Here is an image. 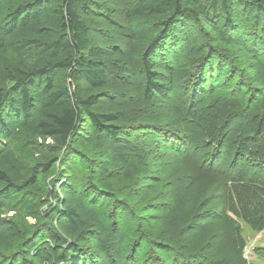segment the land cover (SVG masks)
Masks as SVG:
<instances>
[{"label":"rangeland","instance_id":"obj_1","mask_svg":"<svg viewBox=\"0 0 264 264\" xmlns=\"http://www.w3.org/2000/svg\"><path fill=\"white\" fill-rule=\"evenodd\" d=\"M200 1L208 6L209 0ZM25 2L0 0V24H7L10 14ZM51 3L41 13L43 25H29L28 31L17 26L19 30L17 28L15 32H19L8 36L7 54L0 60V92L6 93L5 100L0 104V148L9 146V150L20 157H29L24 148L30 146V143L16 135L13 127L28 122L20 116L21 97L19 93L13 92L11 75L16 67L26 68V65L19 62L17 56L18 44L23 34L33 37L38 31L48 30L52 36H59L61 27L56 21L54 9L58 8L60 0H53ZM95 3L100 4V11L95 10ZM135 6V0H87L88 12L82 15L89 26L92 42L117 52L127 54L132 48L130 38L120 32L119 26H129L138 33L133 67L124 64L120 73L107 70V83L93 91L85 81H82L84 94L95 92L100 95L95 109L123 113L117 120L121 130L118 132L117 140H111L104 134H100V138H95L90 128L84 126L78 138L74 142L70 140L63 147L59 161L54 163L47 176L41 177L47 202L36 213L37 221L31 216L27 217L30 224L37 222L35 226L30 227L29 234L25 236L19 230L15 219L9 218L13 215L12 211L2 214L7 221H0V242L3 241L0 245V264H53L59 247L56 245H63V242H57L53 236L54 232H58L56 227L58 214L53 212V207H56L55 205L61 207L64 204H81L92 212L95 218L99 216L102 221L98 227L92 218L85 216L82 218V231L76 241L80 250L75 254L82 255L81 260H76L80 261L79 264L86 260V264H148L150 263L148 259L154 255L152 250L155 251L157 245L161 248H157L156 253L163 258L166 251L163 250V245L167 243L165 234L171 230L162 227V219L165 215L171 214L175 205L179 208L183 204L188 187L195 178L191 180L193 172L189 167L186 169L185 164L181 165L187 172L184 176L177 172L173 173L172 165L177 164L176 160L181 155L182 142L171 133L176 131L182 135L181 124L173 116L167 119L161 115L165 113L167 107L191 106L192 100L194 103L203 104L218 93H225L224 97L228 98L229 102H235L239 98V93L246 94L247 98L249 95L257 97L258 92L250 91L251 87L246 81L244 59L237 56L235 49L217 41L215 35L202 24L180 20L173 35L167 40L169 47L166 49L162 47L152 58L156 71L164 77V81L172 83L169 96L163 98L156 94L152 99H143L140 53L161 33L164 19L163 16L157 15L128 17L126 12ZM236 17L238 22L232 32L234 40L253 47L256 54L264 60V19L255 12L241 7L237 9ZM189 29L190 32H187ZM171 42H174V47H171ZM42 44L43 42L37 46L26 47V50L22 51H36ZM208 47L219 55L212 63L209 58L210 53L214 52L203 56ZM167 49L172 50L171 53L174 52L172 56L170 55L169 72L159 66ZM60 52L65 59L71 56L67 49ZM205 63L211 68L215 66L216 71L212 69L210 75H206L202 90L196 94L197 91H192L193 81L205 68ZM54 74L56 87L67 86L66 67L56 70ZM41 87V84L30 85V88L34 89ZM248 118L249 114H243V117L236 119L233 127L245 125ZM231 131L230 129V133ZM45 143L51 144L52 140L47 139ZM200 149L205 157L210 155L208 149L203 150L201 147ZM217 154L218 162L224 164L232 162L231 156L226 159L224 153L220 158V153ZM3 156L16 170L24 168L22 163L16 165L13 158L5 154ZM122 158L127 160L128 164H134L139 170L138 174L125 179ZM250 168L253 172L261 174V179H264V170L258 166ZM206 177L208 176L204 174L203 179L206 180ZM211 178L212 182L195 211L196 215L184 223L178 229V235L176 232L173 237L185 240V243L188 242L186 245L191 247L193 235L208 227L211 229L208 240L203 242L202 248L192 251L225 258L228 253L223 252L226 239L222 232L224 230L221 226V215L228 209L224 206L225 200L221 192L219 193L222 188L219 177L213 175ZM175 192L178 193L174 194ZM228 192L229 190L225 195ZM52 199L55 204L51 202ZM233 216L240 223L242 259L246 264H264V227L254 228L240 216L235 214ZM100 239L105 241L103 249L98 243ZM15 248L22 250L23 259L11 262L10 258L14 255L12 251ZM37 248L43 251L45 262L36 256ZM183 251L185 254H195L184 248ZM84 254L88 258H83ZM76 261L72 260V263L76 264Z\"/></svg>","mask_w":264,"mask_h":264},{"label":"trees","instance_id":"obj_2","mask_svg":"<svg viewBox=\"0 0 264 264\" xmlns=\"http://www.w3.org/2000/svg\"><path fill=\"white\" fill-rule=\"evenodd\" d=\"M25 1L10 14L7 24H0V60L7 54L8 36L18 33L19 31L15 32L18 27L28 31L29 25H43L41 13L53 0ZM135 1L136 6L126 12L128 17L157 15L163 16L164 19L161 33L140 53L143 99H152L156 94L163 98L169 96L172 83L164 81V77L154 68L152 58L162 47L165 49L169 47L167 40L173 35L180 20L202 24L215 35L217 41L235 49L237 56L244 59L243 64L246 67L244 75L251 87L250 91L258 92L256 98L254 95L247 98L246 94L239 93L238 101L235 102H229L228 98L224 97L225 93H218L203 104L194 103L192 100L191 106L167 107L165 113L161 115L167 119L173 116L181 124L182 135L176 131L171 133L182 142L181 155L176 160L177 164L172 165L173 173L177 172L184 176L186 170L182 169L181 165L185 164L184 167L186 169L189 167L193 172L191 180L195 179L188 187L183 204L179 208L175 205L171 214L165 215L162 219V227L170 228L172 232L165 231L167 240L163 245L165 255L162 258L156 253V249L161 248L157 245L155 251L152 250L154 255L148 259L150 262L148 264H179L180 261L181 264H246L241 255L240 223L233 215L240 216L254 228L264 227V179H261V174L253 172L250 168L258 166L264 170V60L256 54L253 47L235 41L232 32L238 22L236 11L240 7L255 12L264 19V0H209L208 6L200 0ZM94 6L95 10H101L100 4L95 3ZM86 8L87 0H60L58 8L54 9L56 21L61 27L59 36H52L48 30L38 31L33 37L23 34L18 44L17 56L19 62L26 65V68L19 66L14 69L11 75L12 87L13 92L19 93L21 97L20 116L27 119L28 123L14 126L13 132L30 143V146L24 148L29 157L14 154L9 150V146L0 148V221H7L2 214L12 211L13 215L9 218L15 219L19 230L25 236L29 234L30 227L36 225L38 220L36 213L47 202L41 177L47 176L54 163L59 161L63 147L70 140L74 142L84 126L90 128L95 138H100V134H104L111 140H117L118 132L121 131L117 120L123 113L95 109L100 95L95 92L84 94L82 81H85L93 91L107 83V70L120 73L124 64L133 67L138 33L129 26H119L120 32L132 42L131 52L127 54L95 44L90 38L89 26L82 16L88 12ZM187 32H190V29ZM41 42L42 46L36 51H22L26 50V47L40 45ZM173 43L171 42V47L175 46ZM64 49L71 52L68 59L60 52ZM171 51L167 49V53L161 58L162 63L159 64L168 72L171 68L169 60L174 54ZM208 53L211 55L209 61L212 63L218 54L211 47H208L203 56H207ZM206 66L207 63L204 64L202 72L196 75L198 78H194L192 91H197L196 94L202 90L206 75L209 76L215 67ZM63 67L67 68V86L56 87L54 73ZM40 84L41 89L30 88V85ZM193 95L194 92L191 93V96ZM5 97L6 93L1 91L0 104ZM243 114H249L247 123L243 124L245 127L243 125L233 127L236 119L243 117ZM47 139H51L52 143H45ZM200 147L203 150L208 149L210 155L205 157ZM218 152L219 158L223 157L224 153L226 159L231 156L232 162L229 164L218 162L216 159ZM4 154L13 158L16 165L22 163L24 168L16 170L5 160ZM121 165L125 179L139 172L134 164H128L123 158ZM204 174L208 176L207 181L203 179ZM213 175L219 177L221 181L222 188L219 187V193L221 192L225 200L224 206L228 209L221 215V226L224 230L222 232L226 239L223 252L228 253L225 258L192 251L202 248L203 242L208 240L211 230L208 227L193 235L191 247L186 245L188 242L185 243V240L173 237L176 232L178 235V229L184 223L196 215L195 211L203 201L204 193L212 182L210 176ZM227 190L229 192L225 195ZM51 202L54 203V200ZM55 206L53 212L58 214L56 221L58 232H54L53 236L57 242H63V245H56L59 247L53 264H73L72 260L75 262L82 259V255H75L80 250L76 241L82 231V218L84 216L92 218L98 227L102 221L99 216L95 218L93 213L81 204ZM28 216L35 218L36 221L30 224L27 221ZM174 240H177L176 243ZM104 242L102 239L98 241L102 249ZM182 247L195 254H185ZM12 252L14 255L10 258L11 262L23 259L22 250L15 248ZM36 256L45 262L40 248H37ZM83 258L88 257L84 254ZM79 262L76 261V264ZM86 263L87 260L83 262Z\"/></svg>","mask_w":264,"mask_h":264}]
</instances>
